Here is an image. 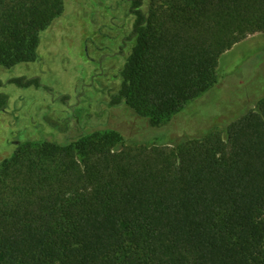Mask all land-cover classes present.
<instances>
[{
  "label": "trees",
  "instance_id": "trees-1",
  "mask_svg": "<svg viewBox=\"0 0 264 264\" xmlns=\"http://www.w3.org/2000/svg\"><path fill=\"white\" fill-rule=\"evenodd\" d=\"M127 1L134 45L106 106L128 104L155 130L219 85L223 55L264 34V0ZM64 10L0 0V67L35 61ZM188 138L120 148L110 130L20 146L0 166V264H264V100L225 133Z\"/></svg>",
  "mask_w": 264,
  "mask_h": 264
},
{
  "label": "rangeland",
  "instance_id": "rangeland-1",
  "mask_svg": "<svg viewBox=\"0 0 264 264\" xmlns=\"http://www.w3.org/2000/svg\"><path fill=\"white\" fill-rule=\"evenodd\" d=\"M130 10L127 0H65L63 15L41 35L36 60L0 67V94L9 97L0 113V166L25 143L69 145L110 130L122 133L120 148L225 133L264 100V34H257L223 55L219 85L184 112L164 118L162 129L151 128L148 117L128 104L108 109L134 45L128 41L134 26ZM16 78H38L42 87H19L11 83Z\"/></svg>",
  "mask_w": 264,
  "mask_h": 264
}]
</instances>
